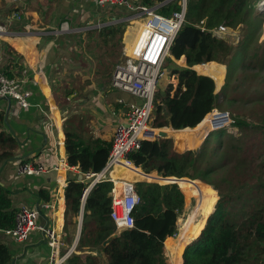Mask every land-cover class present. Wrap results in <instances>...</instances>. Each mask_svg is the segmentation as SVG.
Listing matches in <instances>:
<instances>
[{"label": "trees", "instance_id": "obj_1", "mask_svg": "<svg viewBox=\"0 0 264 264\" xmlns=\"http://www.w3.org/2000/svg\"><path fill=\"white\" fill-rule=\"evenodd\" d=\"M141 1L152 6L158 0ZM186 1L185 20L170 44L168 56V59L172 60L183 57L185 66L172 70L171 76L176 75L177 82L175 85L167 84L165 92L161 93L156 111L164 110L166 119L151 122L156 127H161L168 121L170 127L175 130H196L205 122L206 115L215 108L218 94L215 91L214 80L210 76L197 74L191 69L192 66L205 63L197 66V69L215 71L218 68L214 63L216 62L225 64L227 71H230L234 54H238V57L242 58L235 65L243 67L246 49L238 50L239 46L236 48L223 38L214 37L210 32L212 29L222 24L232 29L239 24L245 25L241 29L240 42L249 41L257 29L253 26L254 22L248 18L251 11L256 12L258 0ZM176 7L177 5H174L172 8ZM13 11L16 10L12 9ZM170 11L171 9L166 6L160 8L159 13L167 14ZM200 21H203L201 25L203 31L195 26ZM120 25L122 24L118 26ZM104 29H110L102 34L105 37L117 31L106 27L99 30ZM118 30L122 32L121 29ZM66 111L62 112L64 117L67 116ZM74 118L75 115H72L65 120L76 125V129H83L86 119L79 118L74 123ZM233 119L235 128L248 126L245 122L237 121L235 116ZM64 131L67 166L77 167L82 173L99 172L105 165L111 142L93 138L88 130L86 140L74 129L65 127ZM217 135L214 139L208 137L202 144L206 145L214 140L216 142L214 149L206 150L201 145L202 147L195 152L187 150L179 154L173 150L170 138L145 141L139 150L129 155V159L146 174L156 172L162 177L198 179L217 191L218 198L215 201V195L212 196L213 190L208 187L202 188L201 183L185 179L178 181V186L184 194L190 195V190L201 189L204 194L203 201L198 197L197 210L209 213L214 204V211L204 227L200 223L193 227L196 221L194 215L192 216L190 232L194 230L197 233L202 227L203 229L193 245L195 247L189 246L184 250L182 264H264V194L261 192L264 180L247 174L239 186V194L234 198L225 193L227 191L225 187L222 190L216 187L212 181L213 177L229 165L224 161V150L229 141ZM2 141L9 150L4 157L9 158L15 141L11 137ZM175 141L179 147H190L180 138H175ZM217 151L220 154H217ZM235 165L249 173L252 172V161H237ZM248 177L254 178L255 182L247 184ZM188 182L190 187L187 185ZM111 186V182L106 181L88 192L82 217L83 222L88 217L93 227L90 229L83 224L76 246L77 251L82 246L96 248L98 258L99 254L103 253L107 264H166L163 241L176 232L177 217L184 206L183 195L177 185L136 181L134 187L140 201L132 212L133 227L120 231L116 230L109 218ZM83 188V184L72 180H69L64 188V230L68 222L71 226L75 224L74 218L79 215ZM39 196L44 199L43 203L51 202L48 193L41 191ZM16 212L12 208L9 192L0 187V232L14 226ZM115 232L117 236L103 247L102 241ZM10 257L8 247L0 242V264H7ZM98 258L92 254L82 258L79 254L72 253L62 264H100Z\"/></svg>", "mask_w": 264, "mask_h": 264}, {"label": "crops", "instance_id": "obj_2", "mask_svg": "<svg viewBox=\"0 0 264 264\" xmlns=\"http://www.w3.org/2000/svg\"><path fill=\"white\" fill-rule=\"evenodd\" d=\"M134 1L143 4L141 0ZM174 5L171 2L167 6L170 8ZM12 9L16 11L12 12ZM126 14L128 12L121 8H100L94 0H0V73L9 78L22 79L23 88L29 92L27 108L0 98V187L9 192L12 208L16 211L22 206L36 209L37 224L57 230L62 239L61 250H65L62 252L70 250V254L76 253L82 258L89 254L98 258L96 248L82 246L78 251L76 249L83 224L92 229L93 223L88 217L83 222L84 204H80L79 215L74 218L75 224L71 226L68 222L66 230L63 214L64 188L69 180L78 182L79 169L70 166L35 176L18 174L15 169L24 160H32L48 168L57 160L66 163L65 127L78 131L85 140L87 130L93 138L107 142L111 140L114 126L124 112V107L116 103L117 98L122 96L126 102L134 100L111 86L109 88L105 76L97 74L94 61L98 56L97 48L103 50L104 37H95L99 29L118 26L120 23L115 24L113 20ZM97 22L104 26L95 29ZM61 26H67V30H61ZM92 35L94 39H91ZM87 46L92 50L88 51ZM181 59L184 60L183 57ZM203 64L194 65L191 69L199 74L201 71L196 70L195 66ZM215 64L218 68L209 74L210 77H217L221 69V64ZM213 80L216 91L219 88L216 80ZM166 81L175 85L177 76L172 75L170 80L166 77ZM65 110L66 117L62 113ZM72 115H75L74 123L79 118L86 119L85 128L76 129V125L65 120ZM151 121L152 115L150 124ZM163 128L167 133L165 138L170 137L169 133L172 135L182 130L172 129L168 121ZM8 137L14 139L15 147L12 155L6 158L4 156L9 150L2 140ZM176 151L181 150L176 147ZM137 170L142 175L116 168L111 177L140 181L145 175L140 168L137 167ZM41 191L48 193L50 207L43 208L46 203L39 196ZM183 208L177 217L176 232L163 241L166 264H182L184 250L194 245L206 223H200L203 227L197 233L194 230L187 232L186 228L181 231L178 229V219ZM0 242L8 247L11 256L7 264H48L49 251L38 230L30 231L25 242H16L0 232ZM98 259L100 264H107L103 253L99 254Z\"/></svg>", "mask_w": 264, "mask_h": 264}, {"label": "built area", "instance_id": "obj_3", "mask_svg": "<svg viewBox=\"0 0 264 264\" xmlns=\"http://www.w3.org/2000/svg\"><path fill=\"white\" fill-rule=\"evenodd\" d=\"M94 2L100 8H121L128 12L118 20H113L115 24H137V34L132 36L130 50L127 52L124 48V59L115 66L110 79V86L113 89L126 94L134 101L126 102L122 96L117 98L116 103L124 107V112L114 126L105 165L99 172H81L78 180L84 186L80 196L81 205L84 204L86 195L93 187L106 181L111 182L109 218L116 230L120 231L133 227L132 212L140 200L135 192L133 179L112 178L111 173L116 168H122L132 170L136 175H142L140 171H136L137 167L130 161L129 155L139 150L143 142H152L161 138L158 132L162 129L150 125L154 96L158 82L165 74L163 65L166 57L169 56L170 44L185 20L187 1L161 0L155 6L139 4L134 0H94ZM171 2L177 5L175 9L170 7L171 11L167 14L157 12L158 8L166 7ZM256 8L259 13L263 12L264 0H258ZM202 22L195 25L201 31H203ZM102 26L103 23L97 22L94 28ZM61 30L66 31L67 26H61ZM227 30L229 27L222 24L210 32L214 37L222 38V34ZM23 83L22 79L9 78L0 73V98L12 100L18 107L27 108L29 92L23 88ZM206 116V126L200 145L213 132L230 130L234 124L233 116L228 111L213 109ZM64 167L70 168L66 163L58 160L50 168L36 164L32 160H24L17 165L15 171L18 174L35 176L61 170ZM145 177L149 176L145 175ZM50 206L46 203L43 208ZM37 215L36 209L20 207L15 214L14 226L4 231V234L16 242H25L30 231H40L49 251L48 264H62L69 256L70 250L61 251L60 234L53 227L38 225Z\"/></svg>", "mask_w": 264, "mask_h": 264}, {"label": "rangeland", "instance_id": "obj_4", "mask_svg": "<svg viewBox=\"0 0 264 264\" xmlns=\"http://www.w3.org/2000/svg\"><path fill=\"white\" fill-rule=\"evenodd\" d=\"M255 10L256 12L251 11V15L248 19L254 22L253 26H256L257 29L249 41L244 40L240 42V37L242 34L241 29L245 27V25L242 26V24H239L238 27L234 29L229 28V30L222 34V38L226 42L233 44L235 47L239 46L238 50L246 49L247 52L245 53L246 56H244L245 63L243 67L240 68L239 65H235L239 59L241 60L242 57H238V54H234V60L232 61V67L230 68V71H227L225 64H221V69L219 74H217V77L211 76V78L216 80L217 88H219L216 90L218 99L214 109L228 111L233 117H236L237 121L245 122L248 125L244 128H235L233 126L230 130L222 131L217 135L218 137H222L224 140L229 141L227 142L226 148L224 150V161L228 162L229 165L224 169H221L219 173L213 177L212 181L213 184L220 190L225 187L227 190L225 193L231 198H234L239 194V186L242 184V181L247 174L257 176L264 180V11L259 13L260 11H258L257 8ZM136 26V23H126L120 26L110 27L112 28L111 30H117V33L115 32L116 34H110L107 37L103 36L104 40L106 39L105 42L102 40L103 50L97 48L98 56L94 61L96 64V71L98 72V75L101 74L105 76L106 81L109 82V88L110 79L115 66L121 63L124 59V48L130 50L132 44L131 36L137 34ZM87 29L92 28L87 27ZM118 29H121L122 32ZM109 30L110 29L101 30L98 33V36L95 38H100L102 34ZM93 37L94 35L91 36V39H94ZM87 50L91 51L92 48L87 46ZM180 67H184V63L181 58L178 60H172L166 57L163 65V71L165 73L164 77H169L170 80L172 70ZM195 67V69L198 70L197 66ZM198 71H201L199 74L207 76H210L209 74H211V72H215L207 71V69ZM164 77L163 79L159 80L155 93V108L152 112V123L157 120L159 121L166 119V113L164 110L156 111V105L160 104V96L162 95L161 93L165 92L167 87L166 84L168 83L167 81L165 83ZM152 123L150 124L151 126H153ZM255 123L257 124L254 125ZM164 125L160 127L162 130L164 129ZM205 126L206 120L196 130L176 131L173 133L176 136H172L171 133H169V138L172 140L173 150L179 154L187 150H192L195 152L202 146L206 150L214 149L216 146V142L214 140L209 141L206 143V145H202V143V146L199 143L203 134L202 131L205 130ZM174 138H180L184 140L192 149H184L185 147H179L177 145L176 147H179L178 149L181 151H176L174 143L176 141ZM214 138H216V132H213L211 135V139ZM217 154H220V152L217 151ZM237 161H252V172L249 173L247 170H242L237 167L235 165V162ZM147 175H149V177H142L140 179L149 183H157L159 185H167L170 182L169 180H162L165 177L158 175L156 172H151ZM181 179H186L193 182L198 181L199 184L201 183L202 188L208 187L213 190L212 196L215 195V201L218 198L217 191L209 184L198 179L192 180L187 177H181ZM246 181L247 184H251L252 182H255V179L248 177ZM176 185L180 190L178 184ZM187 185L190 187L189 182ZM261 192L264 194V187L261 188ZM182 194L184 199V208L181 217L178 219V229L182 231L184 228H186V230L188 229L187 232H190V227L188 225L193 223H190L191 217L194 215V221H196V223L197 221L199 223L206 222V219H208L211 212L214 211V204L212 205L209 213H204L203 210L196 209L198 197H200L201 201H203L202 196L204 194L202 193L201 189H196V191L190 190V195H188V193ZM205 198H207L206 195ZM61 251L65 250L63 249Z\"/></svg>", "mask_w": 264, "mask_h": 264}, {"label": "water", "instance_id": "obj_5", "mask_svg": "<svg viewBox=\"0 0 264 264\" xmlns=\"http://www.w3.org/2000/svg\"><path fill=\"white\" fill-rule=\"evenodd\" d=\"M9 100V99H8ZM158 135L161 137V138H165L167 136V133L164 131V130H160L158 132ZM146 175V174H144ZM164 181L166 180H169L171 184H178V181L181 180V178H178V177H174V176H171V177H165L164 179H162ZM187 181H190V180H187ZM117 236V232L115 233H112L111 235H109L104 241H102L101 245L104 247L106 246L113 238H115Z\"/></svg>", "mask_w": 264, "mask_h": 264}, {"label": "bare ground", "instance_id": "obj_6", "mask_svg": "<svg viewBox=\"0 0 264 264\" xmlns=\"http://www.w3.org/2000/svg\"><path fill=\"white\" fill-rule=\"evenodd\" d=\"M126 49V48H125ZM126 51L128 52L129 50L128 49H126Z\"/></svg>", "mask_w": 264, "mask_h": 264}]
</instances>
